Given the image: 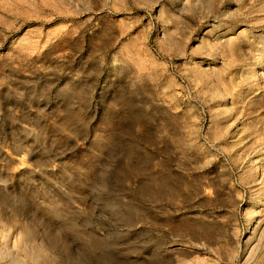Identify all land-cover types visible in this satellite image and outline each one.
<instances>
[{"label": "rangeland", "instance_id": "374dc122", "mask_svg": "<svg viewBox=\"0 0 264 264\" xmlns=\"http://www.w3.org/2000/svg\"><path fill=\"white\" fill-rule=\"evenodd\" d=\"M0 264H264V0H0Z\"/></svg>", "mask_w": 264, "mask_h": 264}]
</instances>
